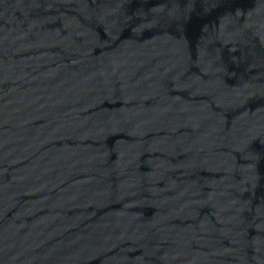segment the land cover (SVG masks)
I'll list each match as a JSON object with an SVG mask.
<instances>
[{
    "label": "water",
    "instance_id": "water-1",
    "mask_svg": "<svg viewBox=\"0 0 264 264\" xmlns=\"http://www.w3.org/2000/svg\"><path fill=\"white\" fill-rule=\"evenodd\" d=\"M0 264H264L240 0H0Z\"/></svg>",
    "mask_w": 264,
    "mask_h": 264
}]
</instances>
